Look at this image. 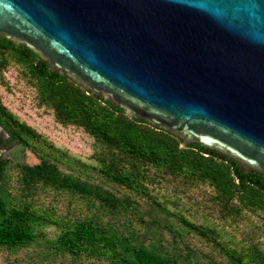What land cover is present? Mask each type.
<instances>
[{
	"label": "trees",
	"instance_id": "1",
	"mask_svg": "<svg viewBox=\"0 0 264 264\" xmlns=\"http://www.w3.org/2000/svg\"><path fill=\"white\" fill-rule=\"evenodd\" d=\"M11 80L33 88L60 124L83 129L93 149L86 161L71 155L0 93L3 146L34 156L0 152V250L39 249L50 264H264V175L200 144L182 147L0 37V84L11 91Z\"/></svg>",
	"mask_w": 264,
	"mask_h": 264
},
{
	"label": "water",
	"instance_id": "2",
	"mask_svg": "<svg viewBox=\"0 0 264 264\" xmlns=\"http://www.w3.org/2000/svg\"><path fill=\"white\" fill-rule=\"evenodd\" d=\"M0 37L264 175V0H0Z\"/></svg>",
	"mask_w": 264,
	"mask_h": 264
},
{
	"label": "rangeland",
	"instance_id": "3",
	"mask_svg": "<svg viewBox=\"0 0 264 264\" xmlns=\"http://www.w3.org/2000/svg\"><path fill=\"white\" fill-rule=\"evenodd\" d=\"M21 81L11 80L8 83V85L14 86V89L11 91L5 89V85L7 86V84H0V93H4L6 102L11 109L21 118L27 120L45 133L57 146L67 149L71 155L80 156L85 161L88 160L84 154L90 152L93 146L91 139L87 137L83 129L63 126L55 119L54 113L44 111L43 107H38L34 98L35 90ZM28 88H30L31 92L26 91ZM3 131V127L1 126L0 137L3 136L5 138L7 134L2 135ZM3 144L4 141L0 138V152L10 156L12 161L34 159L33 154L27 151V148H23L18 144H10L9 146H3ZM86 171L91 172L89 169ZM91 173L94 174V172ZM38 250H33L31 255L22 251L7 255L5 250H0V264H33V261L36 262L37 260V264H50V262H41V257L36 256ZM25 256L27 257L25 263H14L12 261L14 258L23 259ZM68 262V260L57 259L53 264H67Z\"/></svg>",
	"mask_w": 264,
	"mask_h": 264
}]
</instances>
